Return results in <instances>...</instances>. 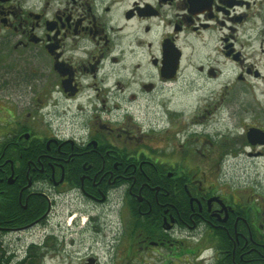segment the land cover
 Instances as JSON below:
<instances>
[{"label": "flooded vegetation", "instance_id": "flooded-vegetation-1", "mask_svg": "<svg viewBox=\"0 0 264 264\" xmlns=\"http://www.w3.org/2000/svg\"><path fill=\"white\" fill-rule=\"evenodd\" d=\"M196 41L218 87L175 107ZM261 83L264 0H0V264H48L60 200L116 213L122 264H264V202L218 173L264 158Z\"/></svg>", "mask_w": 264, "mask_h": 264}, {"label": "rangeland", "instance_id": "rangeland-1", "mask_svg": "<svg viewBox=\"0 0 264 264\" xmlns=\"http://www.w3.org/2000/svg\"><path fill=\"white\" fill-rule=\"evenodd\" d=\"M196 42L198 49L193 54V62L189 65V72H185L178 81L163 88L164 97H170L175 107L193 108L197 101H203L208 95L209 86L218 87V82L214 83L215 85H210L207 81L204 82L199 79L194 67L196 68V65L200 63L209 64L215 61L217 64L224 65V57L218 54L216 50L206 52V45L202 47L201 41ZM184 65H186V61ZM263 89L264 86L261 83L258 88V95L262 100H264ZM246 98L244 96V99ZM218 117H220L219 113L215 117L209 118L207 115L205 118L207 126L205 140L208 143L207 140L216 142L218 139L220 141L221 137L218 135L225 129L224 121L219 120ZM242 117L243 120L248 119L245 115ZM258 118L264 122V116H261L260 110ZM232 124L237 125V122L233 120ZM227 158L229 161L218 170L223 186L224 183L230 188L235 185L234 189L237 188L243 193L254 194V198H258L257 201L264 202V158L250 159L244 155L235 157L233 154L228 155ZM76 205L73 201L72 205L62 200L57 203V212L49 221L50 231L55 232L56 236H54L57 240L51 237L49 241L51 245L48 249L50 259L48 264H89L87 261L90 256L96 257L98 264H122L119 260L129 256L127 250L119 249L117 242L120 233V218L116 213L111 214L109 212L110 216L108 217L95 213L96 220H91L89 223V217L80 215ZM70 209L78 211L71 213ZM72 216L74 217L71 219ZM36 233L37 236L40 235L44 238L40 233ZM205 246V257L209 258L212 256V249L208 248L207 242ZM134 256L135 253L132 258ZM137 257L140 258L139 255ZM195 264H199V262Z\"/></svg>", "mask_w": 264, "mask_h": 264}, {"label": "water", "instance_id": "water-1", "mask_svg": "<svg viewBox=\"0 0 264 264\" xmlns=\"http://www.w3.org/2000/svg\"><path fill=\"white\" fill-rule=\"evenodd\" d=\"M250 134H252V133L250 132V133H249V136H250ZM89 260L92 262V259H91V258H90Z\"/></svg>", "mask_w": 264, "mask_h": 264}]
</instances>
